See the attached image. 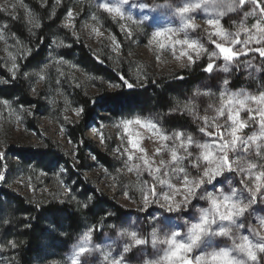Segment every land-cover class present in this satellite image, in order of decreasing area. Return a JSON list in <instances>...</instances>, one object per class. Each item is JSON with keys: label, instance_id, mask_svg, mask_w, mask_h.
Segmentation results:
<instances>
[{"label": "rangeland", "instance_id": "1", "mask_svg": "<svg viewBox=\"0 0 264 264\" xmlns=\"http://www.w3.org/2000/svg\"><path fill=\"white\" fill-rule=\"evenodd\" d=\"M117 2L118 0H0V80L7 81L0 84L12 87L7 97L0 92V172L5 176L0 180V191L19 195L31 206L65 204L79 218L78 228L71 231L64 212H45L41 218L42 234L38 236L37 249L29 264H71L74 247L89 229H93L92 246L100 250L82 257L86 264H109L105 260V254L109 252L116 258L123 255L126 264H143L145 260L157 255L151 243L124 253L125 244L131 241L128 237L119 235L121 229L135 230L150 241L153 227H160L157 221L163 220L168 229L186 231L184 220L198 218L197 209L209 207L207 199L199 198L194 199L188 208L174 213H168L165 207H161L164 204L162 199H157L148 208L144 207L143 188L155 185L157 192H170L168 185L171 184L183 192V173L172 169L184 167L193 175H196V170L191 166L193 158L179 164L169 163V149L174 143L179 145L180 141H161L147 128L135 124L129 125V132L126 133L123 121L136 118L150 120L165 135L172 136L176 131H183L184 138L191 135L201 142H211L214 139L186 127L165 128L162 126L163 114L155 109L138 111L127 106L115 112L99 110L94 123H89L83 132L100 153L102 160H98L88 149L79 151L72 137V127H76L82 117V112L79 116L76 115V110L81 109L78 95L94 96L103 91H115L121 88V83L82 55L77 44L111 69L122 72L135 85L151 79L175 76L195 64L213 63L211 74L189 92L176 90L169 106L171 112L188 115L200 126L205 124L201 119L204 116L210 118L209 126L214 123L211 117L216 115L214 109L220 107L222 91L251 96L264 93V71L260 55L255 51L256 48L264 47V34L255 27L258 22L264 27V13L257 4L250 0L244 5H240L239 0H203L201 8L189 14L197 27L187 30L190 39L197 40L207 49V52L196 59L195 51L187 49L186 45H169L161 49L157 40L153 39L155 31L164 27L176 28L180 24L178 17L171 15L167 8L156 6L165 3L176 5L179 0H128V4L122 6L124 18L99 7L101 3ZM140 3H148L149 7L141 9L138 7ZM257 3L264 6V0H257ZM228 4H232L235 11L228 12ZM69 11L72 12L71 18L67 16ZM221 12L224 13L223 16L220 15ZM245 13L252 15L245 16ZM209 18H219L224 31L240 41H248L247 45L241 42L232 46L230 40L222 41L212 37L240 53L234 60L225 61L219 56L210 58L209 53L218 52V49L209 43V34L215 31L206 23ZM37 24L40 26L36 27ZM236 33H239L238 37ZM41 38L44 44L40 52L35 54L32 43ZM175 38L184 39V33H179ZM157 39L165 41L167 37ZM181 51H188L195 63H189L187 56L181 57ZM224 67L229 70L225 72ZM236 73L240 74L242 81V85L237 88L233 86ZM225 80L228 81L227 84H224ZM18 86L21 88H17ZM189 103L193 107L191 113L185 109V105ZM209 105L213 107L209 108ZM246 107L253 110L255 121L243 130L241 135L244 138L259 132L256 109L264 105L249 101ZM238 108L239 105H236L233 110ZM240 115L242 120H248L246 110L241 111ZM226 116L227 112L215 123L223 124ZM210 130L215 131L211 127ZM129 135L138 141L144 152L129 145ZM226 138L230 140V136ZM257 143L264 148V140ZM158 148L161 152L156 154ZM177 150L179 156H187L183 149ZM190 150L194 154L199 151L194 147ZM238 151L241 159H237L232 153L230 157L236 160L234 167H243L245 173L239 170L231 173L226 171L212 184L205 185L199 195L212 193L219 196L221 191L230 194L232 188H237L243 192L245 202H248L250 193L247 188L253 187V184L246 178L247 164H258L254 172L264 170L259 167L264 165V154L258 157L255 145H251L250 154L242 147ZM129 154L133 155L131 161L127 159ZM145 154L151 157L152 169L159 168V172L149 174V170L144 169L143 160L139 158ZM162 160L165 161L164 166L161 165ZM133 164H139L144 170L129 171ZM75 166L79 168L76 169ZM242 176L245 177L243 183ZM80 178H84L90 188L117 202L125 213L115 220L116 214L112 208L100 207L94 196L83 188ZM161 180L167 183L162 185ZM180 199L178 194L176 201L179 202ZM249 212L250 215H246L244 220L246 228L240 229V234L249 235L253 241L264 238V228L259 224L264 219V197L252 203ZM27 217L28 215L16 210L13 200L0 195V264H19V250L25 227L23 220ZM100 219L106 221L102 233L97 237L96 224ZM248 229L252 231L249 232ZM10 241L15 243L14 248ZM215 245L231 246L232 241L217 237ZM198 254L199 250L190 255ZM248 264L253 262L248 261ZM254 264H264V254L257 253Z\"/></svg>", "mask_w": 264, "mask_h": 264}, {"label": "snow or ice", "instance_id": "2", "mask_svg": "<svg viewBox=\"0 0 264 264\" xmlns=\"http://www.w3.org/2000/svg\"><path fill=\"white\" fill-rule=\"evenodd\" d=\"M248 0H239L240 5H244ZM250 2L257 4V7L261 8L262 13H264V6L257 3V0H250ZM203 0H179L176 5L165 3L162 5H157V8H167L171 15L178 17L180 24L176 28L164 27L157 30L153 34V39L157 40L158 46L164 49L166 46L175 45H186L187 49L193 50L196 53V59L200 58L202 53L207 52V49L202 43L197 40H192L189 37L188 29H195L197 26L192 23V17L190 13L195 12L202 6ZM128 0H118L116 4L101 3L99 5L104 11L109 13H115L121 18H124V11L122 10L123 5H127ZM141 9H146L149 7L148 3H140L138 5ZM227 11H235L232 4L227 5ZM221 16L224 15L223 12L220 13ZM252 15V13H245V16ZM69 18L72 17V12L67 13ZM15 18V17H14ZM131 19V17H128ZM147 19V16H145ZM135 23V21H134ZM206 23L214 28L215 31L209 34V43L218 49V52L212 51L209 53L211 57H222L225 61H232L234 58L240 55L239 52L234 51L232 46L240 44L241 42L247 45L248 41H240L239 39L233 38L232 34L223 30L221 25V20L219 18L207 19ZM40 25L37 24L36 27ZM258 32L264 34V27L258 22L255 25ZM247 31V29H244ZM179 33H184V39L175 38ZM99 35L100 33L97 32ZM237 37L239 33L235 34ZM167 37L165 41H160L157 38ZM217 37L222 41H231L232 46H226L225 43L217 42V40L212 39V37ZM264 39V36H262ZM260 43V40H257ZM261 57H264V47H259L255 49ZM180 56H187L189 63H195L193 56L189 54L188 51H181ZM179 59V57H176ZM15 68V65H13ZM214 69V64L209 63L205 71L212 72ZM227 72L229 69L224 67L223 69ZM15 75V73H13ZM27 75V74H26ZM0 83H7V81L0 80ZM127 83V81H125ZM228 81L225 80L224 84ZM129 88L133 87L132 84L128 83ZM207 95L208 93H204ZM225 96L227 99H225ZM249 101H254L258 105H264V93L259 96H251L248 94L235 93V92H221V104L219 108L214 109L216 115L211 117L214 121L212 125L209 126L208 116H204L201 119L205 121V124L199 129V131L207 137H212L211 142L209 141H198L195 140L191 135L184 138L183 131H176L172 136L165 135L157 124L152 121H142L139 118L134 120L123 121L124 131L129 132V125H139L142 128H147L154 135H157L159 140L167 141L173 140L180 141L179 145H175L169 149L171 155V161L169 163L179 164L181 161L193 158L191 161V166L196 170V175L189 173L184 167L173 168L172 170L183 173V183L180 189H177L174 185L169 184L168 187L170 192H157L156 186L153 185L151 188H143L142 195L144 201V207L148 208L157 199H162L164 204L161 207H165L168 213L179 212L182 209L188 208L194 199H207L209 202L208 208H198L199 213L198 218L191 220L185 219L184 225L186 231H180L175 228L168 229L164 225L163 220L157 221L160 225L159 228L153 227L150 234L151 239L149 241L148 237L142 236L135 230L121 229L119 235L126 236L129 238L131 243H126L123 249L124 253H128L132 248H139L141 246H146L149 242L151 243L153 249L156 251L157 255L155 258H149L143 262V264H248V261H257V253L264 254V238H260L253 241L249 238V235H241L239 230L246 228L244 220L246 215H250V207L252 203H255L258 199L264 197V170L253 171L258 168L257 163L248 162L247 164V174L246 178L252 182L253 187L247 188L250 193V198L248 202H245V197L243 192L237 188H232L230 194H225L223 191L219 193V196L212 193H206L205 195H199L200 191L205 185L212 184L217 177L224 175L227 171L229 173L239 170L241 173H245V169L240 167L235 168L236 160L230 157V153L235 154L237 159L242 157L239 155V149L242 147L245 152L250 154L251 145L256 146V155L259 157L264 154V148L257 141L264 140V107L256 109V115L259 116V132H254L244 138L241 134L243 130L248 127L250 123L255 121V116L253 115V110L247 108ZM236 105L239 108L235 109ZM209 105V108H212ZM185 109L188 112L193 111V107L189 104L185 105ZM246 110L248 112V120L244 121L241 119V111ZM83 109H77L76 115L79 116ZM227 112L226 120L223 124L215 123L219 118L225 116ZM214 128L215 131H211ZM230 136V140L226 137ZM103 142V137H101ZM129 145L136 149L137 151L144 152L143 148L139 147L137 140H134L131 135L128 138ZM166 148L167 145H162ZM192 147L198 149V154H194ZM178 148L183 149L187 156H179ZM127 151V149H125ZM161 149H156V154H159ZM128 161L133 160V155L129 154L127 157ZM143 160L144 169L149 170V174L153 171L159 172V168L152 169L150 160L151 157L145 156L140 157ZM161 165H165V161H161ZM259 167L264 168V165ZM136 169L138 172L143 171L139 164H133L129 167V171ZM63 171V169H62ZM167 175V173H165ZM5 178L4 173L0 172V180ZM245 177L242 176L241 183L244 182ZM219 182V181H217ZM160 183L163 185L167 183L161 180ZM247 187V185H245ZM181 196L179 202L176 201L177 195ZM87 205H85L86 207ZM227 222V223H225ZM259 224L264 228V219L259 221ZM235 230V234H234ZM251 232V229H248ZM92 233L93 229L87 230L81 237L77 245L74 247L73 256L71 257V264H86L82 257L90 254L93 251H99V248L92 246ZM258 235V233H257ZM227 238L232 241L231 246L217 247L215 245V238ZM237 240L239 242H237ZM14 248L16 245L14 242H9ZM158 245H164L165 247L160 248ZM199 250L198 255L194 254ZM162 253V254H161ZM247 257V259H245ZM105 260L109 261V264H126L123 259V255L120 258L111 256V253L105 254Z\"/></svg>", "mask_w": 264, "mask_h": 264}, {"label": "trees", "instance_id": "3", "mask_svg": "<svg viewBox=\"0 0 264 264\" xmlns=\"http://www.w3.org/2000/svg\"><path fill=\"white\" fill-rule=\"evenodd\" d=\"M157 1L160 2L166 0ZM44 19L45 16L43 20ZM43 44V38L38 39V41H35V43H32L35 54L40 52ZM76 46L82 55H85L89 60H91L94 65L101 69V71H105L107 74L114 77L121 83V88L115 91H103L102 93L94 96L78 95V104L80 108L83 109V111L80 122L76 125V127H72V137L80 152H83L84 149H88L96 158H98V160H102L100 153L91 145L90 141H88L83 132V129L89 123H94L95 118L98 116L97 112L99 110L105 112H115L117 109L121 107L127 108V106H131L132 110L138 111L155 109L163 114L164 118L162 121V126L165 128L186 127L193 132H200L199 129L202 126L198 125V123L192 120L188 115L171 112L169 110V106L172 103V96L176 90H187L189 92L198 82L203 81L208 75L211 74V72L205 71L207 66L206 62L203 64H195L190 69L180 71L172 77L151 79L141 83L140 85H135L130 82L122 72L111 69L99 58L90 54L78 44ZM259 58L261 60L262 70L264 71V57L260 56ZM235 70L237 69L235 68ZM125 81H127V83H125ZM128 83L132 84L133 87L129 88L127 86ZM241 85V76L239 73H236L233 79V86L237 88ZM11 88L12 87L0 84V92H2L5 97L8 96ZM17 88L20 89L21 87L18 86ZM20 92H23V90H20ZM67 163L69 164V162ZM74 168L78 169L79 167L75 166ZM80 181L83 185V188L88 190V193H91L94 196L96 203L100 207L108 206L112 208L116 214L115 220L117 217L125 213V210L119 204H117V202L104 196L101 192L90 188V186L86 184L84 178H80ZM0 195L6 196L8 199L13 200L16 210L22 212L24 215H28V217L23 220L25 227L23 231L24 236L22 238L19 250V264H29L31 257L35 255L38 236L42 234L41 218L45 212L49 213L53 210L64 212L67 215V221L69 222L71 231L76 230L79 226L78 214L71 207H68L65 204H55L45 207H39L37 205L31 206L28 205L26 201L19 195H13L9 192L4 193L3 191H0ZM105 221L106 219H100L97 222V237H99V235L102 233Z\"/></svg>", "mask_w": 264, "mask_h": 264}]
</instances>
